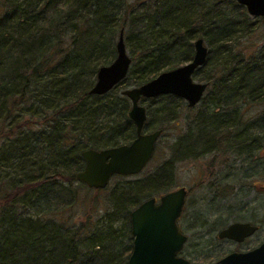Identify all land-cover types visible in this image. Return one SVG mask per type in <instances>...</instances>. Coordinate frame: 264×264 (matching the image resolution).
Segmentation results:
<instances>
[{
	"label": "trees",
	"instance_id": "16d2710c",
	"mask_svg": "<svg viewBox=\"0 0 264 264\" xmlns=\"http://www.w3.org/2000/svg\"><path fill=\"white\" fill-rule=\"evenodd\" d=\"M5 8L0 264H128L130 215L174 188L175 164L218 150L241 149L252 158L260 149V138L250 132L264 134V113L246 124L240 114L243 105H264V46L239 51L237 36L254 33L256 23L264 27V18L251 19L236 0H7ZM122 34L132 61L128 76L107 95H91L98 71L116 60ZM200 39L208 58L195 77L212 92L172 146L171 159L140 181L114 177L105 224L58 219L76 205L78 187L89 189L76 178L85 168L82 154L136 139L132 104L123 92L192 62ZM149 102L147 122L162 119L153 130L162 134L184 104L174 96ZM37 125L40 130L31 128ZM238 129L232 141L223 140V133ZM118 219L125 224L120 240L121 231L113 229ZM218 223L226 225L222 217Z\"/></svg>",
	"mask_w": 264,
	"mask_h": 264
},
{
	"label": "rangeland",
	"instance_id": "374dc122",
	"mask_svg": "<svg viewBox=\"0 0 264 264\" xmlns=\"http://www.w3.org/2000/svg\"><path fill=\"white\" fill-rule=\"evenodd\" d=\"M5 4H7V0H0V16L6 11ZM252 30L254 33L248 36L243 35V38H238L241 34L237 36L240 41L239 51L249 49L248 52L251 53L264 46V27L256 23ZM208 69L210 68L208 67ZM206 74L207 71L204 75ZM193 78L196 83L207 84L206 81H201L195 75ZM211 92L212 86L210 85L203 98L206 100ZM149 101L151 100L142 101V105L148 108ZM152 106L155 105L152 104ZM202 109L204 108L201 104L190 109L184 101L177 118L170 123H164L165 131L156 145L153 160L140 175L128 178V180L132 182L143 180L168 162L172 157V146L189 131L196 116L203 111ZM263 113L264 105L247 104L241 107L240 115L244 116L246 124ZM162 122V119L152 116L150 124L146 123L150 130L145 126L146 133L155 132L153 131L155 127L162 125ZM31 128L40 130L41 126L37 125ZM240 130L223 133V140L230 138L232 141ZM250 135L260 138L261 141L260 149L252 154V158L248 155L243 157L241 149L218 150L205 154L197 160H186L175 164V186L169 193L181 188L188 191L185 213L192 221L191 225L185 228V235L188 236L189 248L193 251L188 255L193 264H219V261L225 256L234 252L251 251L264 241V134L250 132ZM2 138L3 136H0V148L4 143ZM117 182L113 180L109 188L102 191L78 187L76 205L68 213L59 214L58 219L71 221L70 215L76 225L82 223L90 225L97 221H103L101 223L105 224L106 213L113 210V205L109 201L110 191ZM213 186L217 187V190ZM222 196L225 197L222 198ZM155 197L160 199L161 196ZM221 217L224 222L226 221L225 226L222 225L223 223H218ZM115 221L117 224L113 229L117 232L121 231L117 235V239L120 240L125 230V224L123 219ZM238 222L255 224L259 227V231L243 245L218 238L220 231ZM201 223H205V226H200Z\"/></svg>",
	"mask_w": 264,
	"mask_h": 264
},
{
	"label": "water",
	"instance_id": "95a60500",
	"mask_svg": "<svg viewBox=\"0 0 264 264\" xmlns=\"http://www.w3.org/2000/svg\"><path fill=\"white\" fill-rule=\"evenodd\" d=\"M252 18H264V0H236ZM208 58V49L202 39L195 43L192 62L177 69L164 72L139 88L123 92L132 104L129 118L136 127L137 137L129 145L104 150H87L82 154L85 168L77 174V181L90 189L104 190L116 176L133 177L140 175L152 161L162 131L146 133L148 115L142 101L162 96H174L184 100L190 109L201 103L208 88L207 84L196 83L194 75ZM132 61L127 53L123 34L117 45V58L109 66L102 67L90 94L104 96L126 79ZM188 191L181 188L157 199L153 198L140 205L131 214L133 253L129 264H191L178 254L182 251L187 237L178 227ZM258 228L249 223H233L220 231V240L243 243L257 232ZM219 264H264L263 244L246 253L234 252L219 261Z\"/></svg>",
	"mask_w": 264,
	"mask_h": 264
},
{
	"label": "flooded vegetation",
	"instance_id": "af4514ba",
	"mask_svg": "<svg viewBox=\"0 0 264 264\" xmlns=\"http://www.w3.org/2000/svg\"><path fill=\"white\" fill-rule=\"evenodd\" d=\"M162 197V196H161ZM160 197V198H161ZM187 198H188V196H187ZM157 199V198H156ZM157 201H158V204H159V202H160V199H157ZM185 207H186V204H185V206H184V209H183V211H182V214H181V216H180V218L178 219V222H177V224H178V227H179V230H180V232L183 234V235H185V228L186 227H189L191 224H190V222L192 221V219L189 217V215H186V213H185ZM138 208V207H137ZM137 208H135L134 210H136ZM133 210V211H134ZM132 211V212H133ZM132 214V213H131ZM238 223H242V222H238ZM249 224H251L252 226H255V227H257L258 228V230H257V232L259 231V227L257 226V225H255V224H252V223H249ZM130 231H131V236H132V250H131V252H130V254H129V257H128V264H129V259H130V257H131V255H132V253H133V246H134V238H133V235H132V226H131V215H130ZM256 232V233H257ZM255 233V234H256ZM255 234L253 235V236H251L250 238H247L243 243H236V242H233V241H230V240H225V241H229V242H233L234 244H237V245H243V244H246L247 242H249L254 236H255ZM186 236V235H185ZM187 237V242L185 243V245H184V247H183V249H182V251L178 254V257L179 258H183V259H185V260H187L188 262H190L191 264H193L192 262H191V259H189V257H188V255H190V254H192V249H190L189 248V238H188V236H186ZM264 242V241H263ZM263 244V243H262ZM261 244V245H262ZM260 245V246H261ZM259 246V247H260ZM258 248V247H257ZM256 249V248H255ZM255 249H253V250H255ZM252 251V250H251ZM246 252H250V251H241L240 253H246ZM187 253V254H186Z\"/></svg>",
	"mask_w": 264,
	"mask_h": 264
}]
</instances>
